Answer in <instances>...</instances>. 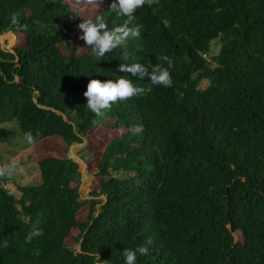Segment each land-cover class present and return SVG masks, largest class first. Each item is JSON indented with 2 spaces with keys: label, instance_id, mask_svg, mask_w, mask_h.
Returning a JSON list of instances; mask_svg holds the SVG:
<instances>
[{
  "label": "trees",
  "instance_id": "trees-1",
  "mask_svg": "<svg viewBox=\"0 0 264 264\" xmlns=\"http://www.w3.org/2000/svg\"><path fill=\"white\" fill-rule=\"evenodd\" d=\"M109 3L0 0V35L27 38L0 46V143L31 132L32 145L57 138L64 152L98 138L90 131L105 118L117 133L97 156L89 204L78 163L62 153L40 158V182L18 185V197L0 171V264H123L122 248L147 239L138 264H264V0H148L135 12L140 38L97 61L77 24L102 15L118 26ZM161 55L171 87L115 72L132 62L150 72ZM127 75L144 94L95 117L87 82ZM33 227L42 235L25 243ZM72 231L79 252L66 243Z\"/></svg>",
  "mask_w": 264,
  "mask_h": 264
},
{
  "label": "clouds",
  "instance_id": "clouds-1",
  "mask_svg": "<svg viewBox=\"0 0 264 264\" xmlns=\"http://www.w3.org/2000/svg\"><path fill=\"white\" fill-rule=\"evenodd\" d=\"M90 3H92V0H90ZM147 3L148 0H110L108 13H112L116 17H123V22L109 30L106 26V18L102 15H96L94 20H84L77 24V28L81 30V35L78 38L83 41L85 46L90 48L92 55L97 61H100L106 53L111 52L113 49H124L129 39L140 38L143 26L134 23L136 19L135 12ZM11 22L14 25L17 23L14 16L11 18ZM121 59L127 61L126 51L122 53ZM158 59L163 61V64L157 63L151 66L150 72L144 64L137 62L119 63L115 72L131 74L136 77L135 80L139 81L147 76L152 85L171 87L173 81L168 69L172 67V60L167 55H161ZM144 92V88L135 85L133 80L129 79L127 75V77L120 76L104 81L90 79L86 84L83 96L86 100V108L95 117L100 118L117 101H124L134 96H142ZM23 139L29 145L36 142V138L31 132H25ZM41 235L42 230L38 227H33L25 235V243H29ZM150 244L151 240L147 239L144 245H138L134 249L122 248L123 264H138L137 257L147 256L150 248L146 245ZM36 254H38V251Z\"/></svg>",
  "mask_w": 264,
  "mask_h": 264
},
{
  "label": "rangeland",
  "instance_id": "rangeland-1",
  "mask_svg": "<svg viewBox=\"0 0 264 264\" xmlns=\"http://www.w3.org/2000/svg\"><path fill=\"white\" fill-rule=\"evenodd\" d=\"M82 1L83 0H66V3L74 7L73 10L76 11L75 7L83 5L80 4ZM94 10V7H91L86 17H90ZM26 40L25 34L11 31L0 35V46L8 51H13L15 47L23 46ZM74 42V46L79 45L76 43V38ZM217 48L218 47L213 48L211 54L217 53ZM76 53H83V48H78ZM113 123V119L105 118L101 120L90 131L91 134L94 135L101 132L98 138L96 137V139L92 141H89L88 138H84L81 143H72L69 145L64 152L63 145L57 138H49L42 143L30 146L24 141L21 134V140L15 137V135L6 137L5 141L0 143V171L4 172L7 178L6 187L18 197L20 194L17 189L18 185L37 184L40 182V174L36 166L38 160L46 154L52 153L54 155L56 152H59L78 163V169L81 173L79 185L80 199L87 200L89 204L90 200L95 199V197L91 195V192L97 190L99 187V177L96 175V169L94 167L97 156L106 140L117 134L110 128ZM8 169H10V171H8ZM122 174L123 173L120 172L118 175ZM87 209V204L81 208L78 213V218L80 220L86 218ZM75 235L76 232L72 231L65 240L76 252H79V243L74 240ZM97 264H110V262L100 261Z\"/></svg>",
  "mask_w": 264,
  "mask_h": 264
}]
</instances>
